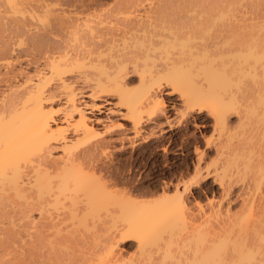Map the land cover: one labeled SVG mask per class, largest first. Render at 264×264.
<instances>
[{
    "label": "bare ground",
    "instance_id": "bare-ground-1",
    "mask_svg": "<svg viewBox=\"0 0 264 264\" xmlns=\"http://www.w3.org/2000/svg\"><path fill=\"white\" fill-rule=\"evenodd\" d=\"M4 1L5 2L0 0V21H2L1 19L4 21L7 15H13V13L16 12L30 13L34 11V9L31 11L29 7V0ZM39 1L42 0H38V2ZM38 2L37 5H39ZM42 2L45 3V1ZM39 6L42 8V5ZM43 6H46V4ZM46 12L48 11L46 10ZM112 12L115 11H111V13ZM38 13L40 14V12ZM116 14H118V12ZM49 15L50 13L47 17ZM108 15H111L114 18V15ZM97 17L98 16H96V18ZM88 18L92 21L94 19L90 16ZM10 19L15 18L10 17ZM89 19L85 21L83 20L82 22L84 24L82 23L81 26L76 25V23L74 28L71 27L72 24H67L66 22L59 23L56 28L60 30L59 32L63 30V24H67V26H65L66 28L73 29L70 31L69 29L66 30L64 28L63 31H70L69 36L71 38L73 37L72 39L79 43V45L72 41L73 43H70V45L66 42L67 45L62 43V45H59L61 47H59V42L57 41V45L56 43L55 45L58 47V51H54L57 55L53 54L52 57H47L49 56L47 55L49 54L47 52V56H45L49 59L47 65L49 67L51 78L48 76L43 77L42 72H37L33 76L28 75V77L18 86L23 90L20 92L21 96L19 95L20 93H18L19 96H16L17 94L15 93L16 95H14L16 97L10 98L9 96L7 98L8 101L0 106V202H3L2 200L4 198L8 200L9 196L11 197L10 199H13L12 197H17L20 201L23 199L26 203H30L29 206L32 209H36L38 211L37 214H40L41 217L47 213L46 210L51 206H54L55 209L59 207L62 211L57 213L55 218L51 219L50 216V220H45L46 223L38 224L41 229H38V231L57 229V231L55 230L56 232H61V225L64 226V228L62 227V230H64L67 225L71 227L72 221L73 223L77 222L79 226L77 224H72L74 227L71 228L76 229L75 225L80 228L81 225L83 229H80L89 233H101L109 236L106 238L107 243L104 245V252L108 256H113L114 251L118 249L119 245L135 244L138 247L142 246L146 241V237H152V233H154L153 235L155 236H153V238L158 239L162 235L160 234V236L157 237L156 235H159V232L162 233L161 231L169 228L171 229L174 226H180L183 229L193 228L195 222L192 224L193 218L190 217L192 214L189 212L187 206L186 194L191 193V187L199 186L201 182L205 181V179H201L200 177V180L187 182L182 186V190H177L176 188L172 193H166V188L164 187L161 189L162 193L160 196L158 195V198L152 200L147 198L148 200H145L144 198L141 199L134 196V194L131 193L133 191H130L129 188L127 189L123 186L120 187L124 182H121L120 184L118 180L116 181L113 179L112 172L114 170L111 168V171L109 167L111 164L105 165L106 162L111 163L114 154L121 155L125 152L127 147H130L134 152L140 143L147 144L151 142L152 149L151 151L149 150L151 152L149 155H154L156 147H153V145L155 143L162 141L172 143L173 137L176 135V130L178 127L182 126L184 120H186L185 118H189L192 114H199L200 112H205L206 117L213 121L212 127L214 128V131H217L220 135H225L223 138L225 140L221 141L220 139L221 144L217 145L219 148H216L215 146L216 152L219 150V152H221V150H226V154H228L227 157H231V160H233L232 158L237 159L243 154L246 155V157H250L252 149L243 145H235L233 140L238 139L236 142L240 141L239 136H244L245 133L252 128L250 126H253L255 122L253 123V119L251 120L250 114L252 113L251 115L256 114V116H258V112H256L255 109L256 106L254 109L252 108L250 110L251 112L246 111L247 108H243L245 109L243 112V110H241L242 108L240 109L241 100L238 102V100L232 96L233 94H230L229 88L228 91H225L226 93L228 92L229 95H227V93L226 96L221 92H224V84L230 81V77H234L237 74L250 75L253 78L261 75L263 80L264 36L255 41L253 45L252 42L254 41L251 42V39H249L251 34L248 33L249 37H247L248 40H250L249 43H252L251 45H253L251 46V49L248 45L245 46V44H242L244 47L240 45L241 47L247 48L242 49L240 47V50L238 49L236 51L234 48V53H236H233V55L230 54L231 57H237L239 55L241 59L244 58L245 60H240L238 61V64L236 63L234 66L230 64L231 66H229L227 65V61L226 64H224L225 62L217 64L218 61L220 62V60H218L220 57L218 58L215 56H218L220 51L219 54L216 53L218 46L215 45L212 48L215 50V53L211 52L210 46L202 45L203 47L199 49L195 47L196 45H193L185 51H179V53L174 54V48L176 47L175 44L178 45V42L176 43V37H174L175 35L173 34L174 36H171V32H169L171 38L169 35L166 37L164 34L165 36H163V33L161 34V29H157L158 26H156L155 22H148L146 25L145 23L143 25V23L140 22H135V24H133L132 21V23H129V26H124L127 27V29L123 28L119 31L118 28H115L116 31L121 32V34L118 32L120 35L117 34L121 36V39L119 38L120 41L122 40V42L118 41V43L121 44L117 47L118 38L116 37L117 34L115 33V30L112 32L113 30L107 31L105 28L106 31H102V28L101 30L98 29L102 22H99L101 23L100 26L94 24V27L96 26L94 28L91 23L92 21L90 22ZM104 20L103 22H105ZM9 23L12 22L10 21ZM261 25H264V23H261ZM250 26L251 25L249 24L248 29H250ZM254 26L258 27V25ZM81 27V31H85L83 36L81 35L82 32L80 30L78 32V29ZM257 27L254 28L257 30ZM242 28L244 29L242 30L244 31L242 34H246L245 32L247 31H245V27L239 29L241 30ZM254 28L251 27L253 30ZM52 29L47 30V32H53L54 30ZM96 29L100 31L98 32ZM19 31L20 30H18V32ZM56 32L57 30L53 34ZM8 34L9 35L6 37L3 30L0 32V63L4 62L5 66L10 65L7 60L11 59L10 56L12 54L15 55L16 51L11 43L13 39L11 35L12 31ZM40 34L37 43L44 45L46 44V35ZM66 34L68 36V33ZM78 34L81 36L79 37ZM16 36L17 35H15V37ZM77 36L79 38L82 37L83 40H77ZM72 39L68 38L67 41H71ZM254 39L256 38L254 37ZM49 40L56 42L51 38ZM244 40L243 43H246V39ZM20 41L21 40H19L18 43ZM51 41L50 43H52ZM192 43H194V41ZM71 44L75 47H72ZM179 44L182 45L183 43ZM178 47L180 50L184 48H182V46ZM247 49H249L248 52ZM169 50L174 51L173 54ZM226 53L230 52L226 51L225 56H222L221 53V58H229V55H226ZM104 58H107L108 60H104ZM236 59L238 60L239 58L237 57ZM215 61L217 62L215 63ZM231 61L229 60L228 62L230 63ZM185 66L188 67L186 68ZM73 68L79 70L78 72L81 75H79V77L83 80L82 83L86 85L85 88L83 87V91H75L77 93L71 88L74 80L71 77H68L71 76L70 72ZM184 68H186V72L183 74L182 71H184ZM132 75L138 79V83L136 86H133L132 89H128V79ZM52 76L57 77L59 81V86L55 90H58L59 94H54L51 91L50 80L54 79ZM232 80L230 84L232 83ZM204 82H206V86ZM207 85H209V87ZM227 87H229V85L226 86V88ZM263 87L264 86H262V88ZM162 89L167 90L164 92V95L168 97H172V95L176 96V98L171 100L179 101L181 107L184 109H177L175 105H167L165 99L161 95ZM213 89L217 92L213 93ZM210 92L213 94H209ZM82 97L88 98L90 103H83L84 105L81 104L84 102ZM60 99L63 100V109H52L50 105ZM80 99L81 103L78 101ZM107 104L111 105L114 109H107V113H116L120 122H114L111 124V121H100L101 119H91L87 117V114H90L92 111L101 112ZM262 111L263 112L261 113L259 112L260 114L258 117L260 119L264 117V107ZM57 114L62 117L61 121H56L55 116ZM229 115H233L238 119V127L235 126L236 128L234 130L236 131L233 133L230 131L231 128H228L230 127L228 126L227 121ZM161 118L164 119V124H162L164 127H167V130H159L162 133L160 132L161 134L157 135L154 128H158L159 125L161 126ZM121 121L128 123V125ZM150 125H154L155 127H150ZM167 132L170 133L166 137L165 134ZM112 136L116 137L111 138ZM108 137L111 139H107ZM241 140H243V138ZM204 143L205 148L211 146L209 142ZM185 145L186 144L183 143L182 147L179 148L181 152H183ZM57 150L61 152V155L58 159H51V152ZM228 158L227 160H229ZM230 163L232 162H229V166ZM235 164L236 161L234 162V165ZM255 164L254 167L252 164L254 169L251 171V182L253 189L259 190L264 184V162L261 163L260 161V163ZM208 177L212 178V183L217 185L218 189L221 190L223 199L230 195L232 186L230 184L231 179L229 180L227 162L225 166L220 168V170L216 168L210 174L208 173ZM259 198H261L258 199L259 201H264L261 194ZM196 203L198 202L196 201ZM260 205L263 206L264 204ZM259 208L261 209V206L258 207V209ZM30 209L28 211L32 210ZM262 209H264V206ZM102 211L105 214V217L101 215ZM260 211L258 212L257 210L258 215ZM233 216L234 218L228 219L229 222L226 223V228V225H224V228H222L223 226L220 227L222 228L221 233L216 231L217 233L214 232L213 234L211 231V235L209 234L212 239L213 237L214 239L218 237L219 240V237H221V256H219L221 258L217 259L216 263H213L259 264L264 261L262 256L259 258L256 257L257 254L264 255V244L258 243L260 244V247L262 246V248H260L256 246V243L254 242V240L264 242V237H262L264 236V215H262L263 217L258 218L256 216L259 221L256 220L258 221L256 222L255 220H252V222H256V224L253 225L250 224V219V222L246 220L245 223L243 222L244 225H241V221L238 220L239 218H235L237 215L233 214ZM103 217L105 220L107 219V223L112 219V225L108 224L109 226H107ZM108 218L110 220H108ZM40 220L41 218L39 221ZM36 224H34V226ZM69 227L67 226V228ZM249 228H251V230ZM214 230L216 229L214 228ZM248 230L250 234L253 232L252 237H254V243L252 242V239L249 238L251 235L247 232ZM147 234L149 235L147 236ZM260 234L263 235L260 237ZM115 236L118 237L116 238ZM8 242L10 241L0 238L1 245L8 246ZM50 245L52 246V244H49L48 246L50 247ZM254 246L256 247L254 248ZM37 250L40 251V248ZM45 253L42 251V254ZM34 261H36V259Z\"/></svg>",
    "mask_w": 264,
    "mask_h": 264
},
{
    "label": "rangeland",
    "instance_id": "rangeland-1",
    "mask_svg": "<svg viewBox=\"0 0 264 264\" xmlns=\"http://www.w3.org/2000/svg\"><path fill=\"white\" fill-rule=\"evenodd\" d=\"M42 1H45V3H43ZM42 1L38 2V0H31V1L29 0L30 2L29 7L31 11L34 9L33 12H30L31 15L29 12H23V13L16 12V13H13V15L12 14L7 15L4 21L3 19H1L2 21H0V24L2 23L0 25L1 27L0 30L4 31V35L6 37L9 35L8 33L12 31L11 35L13 39L11 43L14 49L16 50L15 55L12 54L10 56L11 59L7 60L9 61V64H10L8 65L9 67L5 66L3 61H2L3 63H0V106L3 103H6V101H8L7 98L9 96L10 98L16 97L19 95L21 96L20 92H22L23 90L20 89L18 86L28 77V75L33 76L37 72H42L43 77L48 76L51 78L49 67L47 65L49 59L46 58L45 56L49 55L47 57H50V56L52 57L53 54L57 55V53H55L58 51L57 50L58 47L56 46L57 41L60 43V44L58 43V46L62 45V43L64 45H67L66 42L69 43L68 45H70V43H73L72 41H74V39H72L73 37L71 38L69 36L70 35L69 32L73 30L72 28H74V26L76 25L81 26L83 23L82 21L88 20L89 16L92 19L93 18L95 19V20L93 19V21L89 19L90 22L92 21L91 23L93 27H94V24L95 25L97 24V26L98 25L100 26L101 23L99 22H102L103 25L101 24V26L98 29L101 30L102 28V31H106L105 29H107V31L113 30L112 32H114L115 30L116 34L120 31V29H123V28L127 29V27H124V26H129V23H132V21H133V24H135V22L136 23L140 22V23H143V25L144 23L146 25L148 22L149 23L155 22L156 26H158L157 29H161V34L163 33V36L166 35L167 37V35H169L170 37V34L171 36L173 34L175 35L173 36L176 37L175 39L177 40L176 43L178 42L177 43L178 45L175 44V46L177 47V48L176 47L174 48L175 52L169 50L170 52H172V54L173 52L175 54V53H179V51L180 52L183 50L185 51L193 45L194 46L196 45L195 47L199 49L202 48L203 46H210L211 52L215 53V50L212 49L213 46L215 45V46H218L216 49L218 52L216 51V53L219 54V51H220V54L218 56H215L218 58L220 57L218 59L220 60V62L218 61L217 64L224 63V62H225L224 64H226V61H227V65L229 66L231 65L234 66L236 65V63L238 64V61L245 60L244 58L241 59L239 55L237 56L239 58L238 60L236 59L237 58L236 56L231 57V55H233L234 53V50L235 51L238 50L241 46L244 47V45L242 44H245V46L248 45L249 48L251 49V46L254 45L255 41L259 40L260 38L264 36V25H261V23H264V0H42ZM3 2L5 1L3 0ZM37 2L39 5H42V8H40L41 6L37 5ZM45 4L46 6H43ZM46 10L50 13L48 17L47 15L49 13L46 12ZM111 11H115V12L111 13ZM38 12H40V14ZM117 12L119 15L116 14ZM44 14L46 17L44 16ZM108 14L114 15V18ZM115 15H116V18H115ZM96 16L98 17L96 18ZM10 17L15 18V19H10ZM156 18L159 21H157ZM103 20L105 22H103ZM10 21L12 23H9ZM14 21L17 23H15ZM64 22H66L67 24L68 23L72 25L74 24L73 26L71 25L72 27L71 29L65 27L67 26L66 23H65L66 25L61 24L62 26H64L66 30L69 29L70 30L69 32L66 30L63 31L64 28L63 30H61V32H59L60 30L56 29L59 23H64ZM252 23L254 25H258V27L254 26ZM249 24L251 25L249 27L250 29H248ZM51 25L56 26V27H53ZM47 27H50V28H47ZM237 27L239 28L245 27V31H247L245 32L246 34L244 33L242 34V32H244L242 31L244 30L243 28L240 30ZM251 27L252 28L257 27V30L255 28L253 30L251 29ZM115 28L116 29L118 28L119 31H116ZM16 29L20 31L18 32V30ZM50 29L54 31L47 32V30H50ZM81 29L82 27L78 29V32L79 30L81 31ZM56 30L57 32L53 34ZM100 30L96 29V31L98 32ZM249 30L250 31L253 30V31L250 32ZM169 32L171 33L169 34ZM40 33L46 35L45 36L46 44L44 45H40L37 43V39ZM66 33H68L69 37L67 36ZM83 33H85V31L81 33L82 36H83ZM119 33L121 34V32ZM248 33L251 34L250 37ZM15 35L17 36L15 37ZM81 35L78 34L79 37ZM117 35H116V37L118 38L117 43L118 41L122 42V40L120 41L121 36L119 35L117 36ZM247 36L249 37V39H251V42L254 41L252 42L253 45H251L252 43H249L250 40H248ZM18 37L21 39H19ZM79 37L77 38V40L82 39V37L81 38ZM254 37L256 39H254ZM50 38L54 39L56 42H53V40L52 41L49 40ZM68 38L72 40L71 41L69 40L70 41L69 42L67 41ZM179 38L182 41H180ZM244 39H246L247 41L246 43H249V44L243 43L245 41ZM19 40H21L22 42L20 41L21 43L20 42L18 43ZM50 41L54 44L50 43ZM193 41L194 43H192ZM74 42L77 43L76 41ZM179 43L181 44L183 43V44L180 45ZM77 44L79 45V43ZM119 44L121 43H118L117 47L119 46ZM20 45H23V46H20ZM71 45L72 47H75L73 44ZM178 46L180 47L182 46V48L183 47L184 48L180 50ZM243 47L241 48L242 49L247 48V47L246 48H243ZM225 50L230 52V53H226V55L227 54L229 55V58L228 57L221 58L222 56H225V52H226ZM248 50L249 49H247V52ZM47 52L49 54H47ZM221 53H222V56H220ZM105 59L107 58H104V60ZM228 59L230 61L232 60L231 61L232 63L231 62L229 63ZM0 62H1V57H0ZM216 62L217 61H215V63ZM186 68L183 69L184 71L181 70L183 74L186 72ZM78 71L79 70H77L76 68L75 69L73 68L71 70L72 73L70 72L71 76H68L69 78L71 77L74 80L73 84L71 85V88L74 92L75 91L79 92L78 90L83 91V89L86 87V85L82 83L83 80L79 77L80 74ZM260 76L261 75H258L255 78H253L250 75H243V74H237L234 77L231 76L230 81L228 83L226 82V84H224L225 86L223 85L225 87V90L224 92L222 91L221 93L226 95L228 92L226 93L225 91H228V88H229L230 94L232 93L233 94L232 96L235 97L238 100V102H240L241 100L240 109L242 108L241 110H243V112L245 111L246 108H247L246 111L249 112L252 108L254 109V107L256 106L255 109H256V112H258V116H259V114L263 112L262 110L264 107V94H263L264 87L262 88V86H264L263 85L264 78L262 80V76L261 77ZM235 77L237 78V80ZM52 78L54 79L50 80L51 81L50 82L51 91L54 94H59L58 90L55 91L59 86V81L57 77L55 76H52ZM231 80H232V83L230 84ZM137 81L138 79L134 75L130 76V78L128 79V87H129L128 89H132L133 86H136V84L138 83ZM211 82L214 83L213 81ZM204 83L206 86V82ZM228 85L229 87L226 88V86ZM207 86L209 87V85ZM17 88H19L20 90ZM215 89H213V93L217 92ZM166 91H167L166 89H162L161 95L165 99L167 105L169 106L175 105L177 109L183 110L184 108L181 107V103L179 101L171 100L173 98H176V96L172 95V97H168L164 95V92ZM18 93L20 94L18 95ZM213 93L210 92L209 94H213ZM251 94H252V97H251ZM227 95H229V93ZM82 100L84 102L81 103V99H80L78 100L79 103L81 104L90 103V100L88 98L82 97ZM50 107L55 110L63 109V100L60 99L57 102L52 103ZM107 109L112 110L113 108L111 105L107 104L106 106H104L101 112L92 111L90 114H87V117L91 119H94V118L101 119L100 121H111L110 122L111 124L114 122L115 123L120 122V120H118L117 114L116 113L109 114L107 113L108 111ZM251 114H250L251 120L253 119V123L255 122L253 126H250L252 128L248 130L247 133H245L244 135L245 137L243 135L242 136L238 135L240 141L236 142V140L238 139L233 140L235 145L237 144L238 146L243 145V146H246L252 149L251 150L252 154H250V157L248 156L249 158L243 154L241 155V157L237 158L238 160L234 158H232L233 160H231V157L229 158L227 157L228 154H226L227 152L226 150H221V152H219L220 151L219 150L217 151L218 152L217 153L216 148H219L217 147V145L221 144L222 140L223 141L225 140L223 139L225 135L224 134L220 135L217 131H214V128L212 127L213 121L210 118L206 117L205 112H200L199 114L194 113L189 118L188 117L185 118L186 120H184V123L182 124V126L178 127V129L176 130V135L173 137L172 143H168L167 141L155 143L153 145V147H156L154 155L152 154L149 155L152 149L151 142L147 144L140 143L137 146L138 148L136 147L134 152L132 149H130V147L129 148L127 147L125 149V152L122 153L121 155L114 154L113 156L114 158H112L113 160L111 161V163L106 162L105 165L111 164L109 165V167L110 169L113 168L114 170L112 172L113 179L116 181L118 180L120 184L121 182H124L123 184H121L120 187L123 186V187H126L127 189L129 188L130 191H133L131 193H133L134 196H136L137 198H141V199L144 198L145 200H148V199L152 200V199L158 198L160 194L162 193L161 189H163L164 187L166 188L165 189L166 193H172L176 188L177 190H182V186L187 182H190V181L192 182L193 180H200L199 179L200 177L201 179H205V181L201 182L199 186L191 187V193L186 194L187 206H188L189 212L193 216V217L190 216L191 218H193V222L192 221L191 222L192 224L195 222V224H193L194 225L193 228L183 229L180 226H177L179 228L178 229L177 227L174 226L171 229L169 228V229H165L161 231L162 233H160L158 230L159 235H156V234L155 235L158 237L160 236V234H162L160 236L162 238L159 237L158 239L157 238L154 239L153 238L154 233H152V237H151L152 239L148 237L151 239L150 240L146 237V241L142 246L138 247L135 244L119 245L118 249L114 251L113 253L114 255L108 256L104 252L105 251L104 245L107 243L106 238L109 237L106 234H101V233L94 234L91 232L89 233L85 230H82L83 228L81 227V225H80V228L82 229H80L78 227L79 224L77 222L73 223V221H72V224L78 225V226L75 225L76 229L71 228V227H74L71 224V227L67 225L69 228H67L66 226L65 227L66 229L64 230H62L64 226L61 225L60 227L61 232L58 231L59 233L56 232L57 229H55L56 231L52 229L51 230L47 229L48 231L47 230L38 231V229L41 230L39 227L40 224L44 223L45 220L48 221L47 219L50 220L49 218L50 216H51V219L55 218L57 216V213H60L62 210L58 207L57 208L58 212H57V209H55L54 206H51L48 210H46L47 212L46 214L43 213L44 215H47V216L42 215L43 217H41L40 214H37L38 211L36 209L34 208L32 209L29 206L30 203L29 204L26 203L25 200L23 199H21L20 201L18 200L19 198L17 197H16L17 200L15 197H12L13 199H10L11 197L9 196L8 200L4 198L2 200L3 202H0V232H1L0 238L5 239V240L7 239L8 241H10L8 242L9 243L8 246L0 244L1 264H19V263L20 264H23V263L24 264H40V263L42 264H49V263L50 264H65V263L67 264H193V263L195 264H204V263L205 264H211V263L215 264L217 262V259L221 258L219 257L221 256V237H219V240H218V237L217 238L215 237L216 239H214L213 237L212 239L210 236L211 233L212 232L213 234L214 232L221 233V230L222 228H224V225H226L225 228L227 227L226 223L229 222L228 219L234 218L233 214L237 215L235 216V218L237 217L239 218L238 220L241 221L240 222L241 225H244L243 222L245 223V221L246 220L249 221V219L251 220V222L249 221L250 224L252 225L256 224V222L259 221V219L257 218L263 217L262 215H264V211H263L264 209H262L264 205L263 206L260 205V204H264L263 203L264 201L262 202L258 200V199H261L259 198L260 194L264 200V195H263L264 194V184L263 186L260 187L259 190L258 189L255 190L253 189L252 182H251V176H252L251 171L254 169L253 167L256 165L255 163L258 164L260 163V161L261 163L264 162V158H263L264 157V127H263L264 117L260 119L258 116H256V114L255 115L254 114L251 115ZM61 118L62 117L59 114L55 116L56 121H61ZM227 121H228V126H230L228 128H231V130L229 129L231 133L236 131L234 129L236 128L235 126L238 127L237 117L233 115H229ZM122 123H125L128 125V123L124 121ZM160 123H161V126L159 125L158 128L155 127L154 125H150V127H155L154 131L157 135H160L162 133L159 130H162V129L167 130V127L163 126L164 124L163 118L160 119ZM59 125H62V124H59ZM169 133L170 132H167L165 136L167 137ZM114 137L116 136H112L111 138H114ZM109 138L110 137H108L107 139ZM242 138L243 140H241ZM204 142L206 143L209 142L211 146H208V148H205ZM183 143H185L186 145L183 149V152H181L179 148L182 147ZM60 153L61 152L58 150L51 152V159H54V160L58 159V157L61 155ZM227 158L229 160H227ZM228 161L232 162L230 163V166H229ZM235 161H236V164L234 165ZM226 162L228 164L229 180L230 179L232 180V181L230 180V184L232 187H231L230 195L227 198L223 199V194L221 190L218 189L217 185H214L212 183V178L208 177V173L210 174L216 168L220 170V168L226 165ZM252 164H253V167H252ZM196 201L198 203H196ZM244 206H248V207H244ZM260 206H261V209L260 208L258 209V207ZM256 208L258 212L261 210L260 213L262 212L261 213L262 215L260 213L258 215ZM29 209L32 212L28 211ZM101 215L102 216L105 215L103 211L101 212ZM40 218H41L40 220L41 223L39 221ZM109 218L108 220H110ZM252 220L253 221L258 220V221L252 222ZM105 221H106L105 224L107 226L112 225L111 224L112 219L111 221H108V223H107V219ZM29 222L31 223V225ZM70 222H71V219H70ZM34 224L36 225L34 226ZM67 224H70V223H67ZM214 228L216 230H214ZM249 229L251 230V228ZM247 232L249 233V230ZM252 234L253 232L250 234L251 237L249 238H251L253 242L254 237H252ZM148 235L149 234H147V236ZM262 235L263 234H260V237ZM115 237L117 238L118 236H115ZM114 240H117V239H114ZM254 242L256 243V246L258 247H260L259 246L260 244L262 243L264 244V242H260V240L259 241L254 240ZM49 244H52V246L50 245L49 247L48 246ZM256 246H254V248ZM47 247H48V250H47ZM51 247L53 248V250ZM36 248L37 249L40 248L41 252L38 251ZM260 248H262V246ZM42 251L43 253L45 252L46 253L42 254ZM30 253L31 254L33 253V254L31 255ZM260 256H262L264 260V255H261V254L256 255V257L258 258ZM38 257H40L41 259ZM212 257H213V260H212ZM45 258H46V261H45ZM35 259L36 261H34ZM259 264H264V261L260 262Z\"/></svg>",
    "mask_w": 264,
    "mask_h": 264
}]
</instances>
